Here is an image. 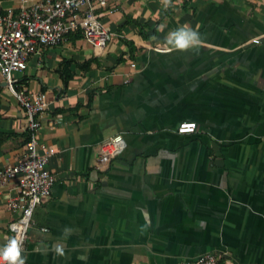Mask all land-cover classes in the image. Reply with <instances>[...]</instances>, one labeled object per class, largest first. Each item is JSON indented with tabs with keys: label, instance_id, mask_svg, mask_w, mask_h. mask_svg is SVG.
Segmentation results:
<instances>
[{
	"label": "crops",
	"instance_id": "1",
	"mask_svg": "<svg viewBox=\"0 0 264 264\" xmlns=\"http://www.w3.org/2000/svg\"><path fill=\"white\" fill-rule=\"evenodd\" d=\"M19 5L0 0L1 11ZM96 12L112 33L100 54L69 36L38 46L16 74L45 94L39 137L56 148L25 261L178 264L214 252L264 264V0H108ZM184 24L203 45L169 51L165 38ZM183 120L196 130L177 132ZM118 132L125 147L98 167V143ZM27 139L24 109L0 76V169ZM16 185L0 182V248L13 237Z\"/></svg>",
	"mask_w": 264,
	"mask_h": 264
},
{
	"label": "built area",
	"instance_id": "2",
	"mask_svg": "<svg viewBox=\"0 0 264 264\" xmlns=\"http://www.w3.org/2000/svg\"><path fill=\"white\" fill-rule=\"evenodd\" d=\"M19 4L0 10V76L24 109L28 139L24 154L0 169V182L10 178L17 180V193L7 202L8 207L16 211L8 227L13 237L21 239L24 244L34 208L51 193L55 178L48 161L56 148L39 137L40 114L47 105L45 94L18 84L16 74L26 68L29 56L37 51L38 46L58 44L70 32L80 30L96 55L100 54L112 33L96 12V8L105 7L108 0H19ZM196 128V121L183 120L177 124L176 130L186 133ZM124 147L125 140L119 132L102 139L97 147V166L106 167ZM0 264L5 261L0 259ZM26 264L29 263L26 261ZM178 264L230 263L217 253L204 252L193 260Z\"/></svg>",
	"mask_w": 264,
	"mask_h": 264
},
{
	"label": "clouds",
	"instance_id": "3",
	"mask_svg": "<svg viewBox=\"0 0 264 264\" xmlns=\"http://www.w3.org/2000/svg\"><path fill=\"white\" fill-rule=\"evenodd\" d=\"M165 7L169 6L171 0H163ZM163 26H160L162 30ZM204 43L199 31L194 30L190 25L184 24L170 31L165 38V45L169 51H188L198 49ZM23 241L17 237H12L8 243L0 248V259L5 264H26L22 255Z\"/></svg>",
	"mask_w": 264,
	"mask_h": 264
},
{
	"label": "trees",
	"instance_id": "4",
	"mask_svg": "<svg viewBox=\"0 0 264 264\" xmlns=\"http://www.w3.org/2000/svg\"><path fill=\"white\" fill-rule=\"evenodd\" d=\"M82 34L80 32V30H77V31H73V32H70L68 34V37L71 36L72 38H76V37H80ZM126 44L128 45L129 49L133 51V43L129 40L126 41ZM92 59H88L86 60V62L84 64H86V66L88 67L89 66V63L91 62ZM70 62V59H62V61L60 62V70L62 72V74L64 73L65 76L63 77V80L64 82L67 81V78L71 75V73H68L67 70H65V68H67L68 66V63ZM91 99V93L89 94V100Z\"/></svg>",
	"mask_w": 264,
	"mask_h": 264
}]
</instances>
